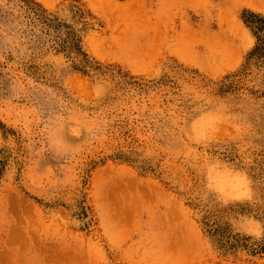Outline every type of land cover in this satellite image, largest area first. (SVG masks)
<instances>
[{"label":"rangeland","instance_id":"rangeland-1","mask_svg":"<svg viewBox=\"0 0 264 264\" xmlns=\"http://www.w3.org/2000/svg\"><path fill=\"white\" fill-rule=\"evenodd\" d=\"M0 264H264V0H0Z\"/></svg>","mask_w":264,"mask_h":264},{"label":"bare ground","instance_id":"bare-ground-1","mask_svg":"<svg viewBox=\"0 0 264 264\" xmlns=\"http://www.w3.org/2000/svg\"><path fill=\"white\" fill-rule=\"evenodd\" d=\"M249 8L255 10V11H259L260 10V6H257V5H251ZM230 185V184H228Z\"/></svg>","mask_w":264,"mask_h":264}]
</instances>
